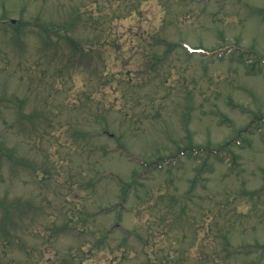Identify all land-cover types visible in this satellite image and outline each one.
Returning <instances> with one entry per match:
<instances>
[{
	"label": "rangeland",
	"instance_id": "obj_1",
	"mask_svg": "<svg viewBox=\"0 0 264 264\" xmlns=\"http://www.w3.org/2000/svg\"><path fill=\"white\" fill-rule=\"evenodd\" d=\"M258 56L264 0H0V264H264Z\"/></svg>",
	"mask_w": 264,
	"mask_h": 264
},
{
	"label": "trees",
	"instance_id": "obj_2",
	"mask_svg": "<svg viewBox=\"0 0 264 264\" xmlns=\"http://www.w3.org/2000/svg\"><path fill=\"white\" fill-rule=\"evenodd\" d=\"M1 148V147H0Z\"/></svg>",
	"mask_w": 264,
	"mask_h": 264
}]
</instances>
